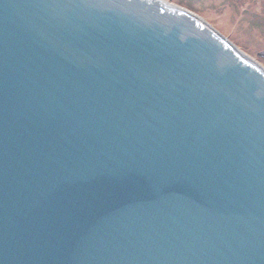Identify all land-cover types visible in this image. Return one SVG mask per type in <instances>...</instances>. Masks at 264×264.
I'll list each match as a JSON object with an SVG mask.
<instances>
[{
	"label": "water",
	"instance_id": "95a60500",
	"mask_svg": "<svg viewBox=\"0 0 264 264\" xmlns=\"http://www.w3.org/2000/svg\"><path fill=\"white\" fill-rule=\"evenodd\" d=\"M0 264H264V69L165 0H0Z\"/></svg>",
	"mask_w": 264,
	"mask_h": 264
},
{
	"label": "rangeland",
	"instance_id": "374dc122",
	"mask_svg": "<svg viewBox=\"0 0 264 264\" xmlns=\"http://www.w3.org/2000/svg\"><path fill=\"white\" fill-rule=\"evenodd\" d=\"M165 1L207 22L264 69V0Z\"/></svg>",
	"mask_w": 264,
	"mask_h": 264
},
{
	"label": "bare ground",
	"instance_id": "6f19581e",
	"mask_svg": "<svg viewBox=\"0 0 264 264\" xmlns=\"http://www.w3.org/2000/svg\"><path fill=\"white\" fill-rule=\"evenodd\" d=\"M221 23V22H220Z\"/></svg>",
	"mask_w": 264,
	"mask_h": 264
}]
</instances>
